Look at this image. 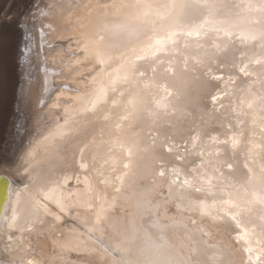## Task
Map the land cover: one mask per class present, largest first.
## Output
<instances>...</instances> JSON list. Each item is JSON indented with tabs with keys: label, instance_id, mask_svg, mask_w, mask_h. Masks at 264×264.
Returning a JSON list of instances; mask_svg holds the SVG:
<instances>
[{
	"label": "bare ground",
	"instance_id": "6f19581e",
	"mask_svg": "<svg viewBox=\"0 0 264 264\" xmlns=\"http://www.w3.org/2000/svg\"><path fill=\"white\" fill-rule=\"evenodd\" d=\"M74 2L78 0H0V161L9 162L0 169V175L8 178L11 192L15 193L18 189L24 191L26 167L32 169L31 178L39 184L75 171L81 149L90 162V150L114 131L99 117L102 111L111 110L115 120L123 108L121 92L123 99L130 92H138L149 108L156 100L167 105L155 123L143 112L134 122L136 131L151 129L159 133L158 142L143 153L139 161L141 178L119 196L106 221L97 225L92 209H74L55 228L26 236L31 249L25 244L11 250L5 238V243H0V264H27L33 257L40 264H122V254L113 251L117 246L128 249L126 259L131 264H143L142 250L152 254L159 264H249L248 253L240 247L241 242L235 241V225L201 214L199 202L211 203L212 197L176 187L170 194L168 176L160 177L157 172L161 167L166 173L176 168L183 178L191 176L193 169L200 171L202 161L230 162V138L236 133L241 134L238 159L243 158L240 153L246 152L250 144H261L264 46L260 38L243 41L234 35L226 46L221 43L217 49L216 34L199 38L184 34L200 22V15L191 13L175 43L165 42L156 57L138 61L128 82L109 87L108 104L86 112L81 107L94 82L102 71H112L120 65L117 62L107 68L90 55L85 57L76 43L82 9L73 8L47 18L41 14L49 11V4ZM219 36L229 40L223 33ZM146 42L142 37L134 44ZM128 51L117 50L114 59L118 61ZM169 68L172 70L167 71ZM141 72L143 77L139 76ZM134 80L147 81L149 87L134 86ZM165 86L170 95L163 91ZM213 96L220 99L214 103ZM113 99L121 101L115 108ZM65 120V137L48 152L38 149L31 155ZM165 143H174L177 150L168 153ZM53 153L62 159L52 160ZM177 153L182 158H177ZM261 155L257 149L258 162ZM223 170L227 173L226 168ZM8 194L9 191L0 212ZM144 200L150 205L141 207ZM76 212L84 223L72 218ZM90 228L93 231L89 232ZM152 244L160 245L159 249L151 248ZM105 248L108 253L103 251Z\"/></svg>",
	"mask_w": 264,
	"mask_h": 264
},
{
	"label": "snow or ice",
	"instance_id": "6c2138e0",
	"mask_svg": "<svg viewBox=\"0 0 264 264\" xmlns=\"http://www.w3.org/2000/svg\"><path fill=\"white\" fill-rule=\"evenodd\" d=\"M47 8L48 12H41L46 18L63 15L66 10L73 8L82 9V22L78 25L76 43L85 57L90 55L98 65H105L107 68H112V64L117 62L120 65L112 71H102L99 79L94 82L91 94L81 107V111L86 112H95L98 105L108 104L109 87L121 81L128 82L138 61L149 56L156 57L165 42L175 43L176 37L184 30L185 18L191 13L199 14L200 22L184 33L188 36L199 38L216 34L217 49L221 43L226 46L234 35L243 41L259 37L264 46V0H95L91 3L78 0L63 6L49 4ZM48 27L51 28V25ZM220 33L229 40L221 38ZM142 37L147 42L135 45L134 42ZM123 48L129 49L128 54L117 61L114 53ZM246 67L247 65L241 68V71H245ZM144 75L143 72L139 73L141 77ZM132 84L149 87L147 81L134 80ZM163 91L170 95L166 86ZM121 98L123 108L115 120L112 119L111 110L102 111L99 117L114 131L90 150V162L81 149L75 171L39 184L31 178L32 169H24L23 177L27 181L22 184L24 191L18 189L12 193L9 188L7 202L0 212V243H5L6 238L5 245L11 250L25 244L31 249L26 236L38 234L44 228H55L74 209L81 207L93 210L95 224L99 225L107 220L108 213L116 207L119 196L128 192L132 184L141 178L139 161L143 153L158 142L159 133H154L151 129L144 133L136 131L134 122L143 112L146 119L155 123L160 117L161 109H167V105L159 100L153 102V107H147L146 101L138 92H130L126 99H123L124 93L121 92ZM218 99V96L212 97L214 103ZM120 102L113 99L112 107L115 108ZM67 124L68 120H65L58 125L31 155H35L38 149L48 152L58 139L65 137ZM260 127L264 129V116L260 117ZM230 139L233 149L230 162L202 161L200 171L193 169L191 176L183 178L176 168L166 173L161 167L157 175L168 176L170 194L173 187H176L211 196V203L206 200L199 202L201 214L209 215L213 220L234 224L235 230H238L235 241L241 242L240 247L248 253L249 264H264V135L260 145L252 143L246 152L240 153L242 159L237 158L241 134H233ZM146 140L150 143H145ZM163 147L168 153L177 150L174 143H165ZM257 149L262 153L259 162ZM203 154L202 151L201 155ZM208 155L211 156L212 153ZM216 155H219V150ZM177 158L182 157L177 153ZM51 159L60 161L62 158L58 153H53ZM221 164L227 169V173ZM52 167L55 169L56 164ZM73 181L75 187L72 185ZM149 205L150 201L144 200L141 207ZM72 218L84 223L79 212ZM91 231L92 228L89 229ZM150 247L158 250L160 245L152 244ZM103 251L108 253L109 249L105 248ZM113 251L122 254V264H131L126 259L127 248L117 246ZM141 255L144 256L143 264H159L152 254L142 250ZM27 264H40V261L33 257Z\"/></svg>",
	"mask_w": 264,
	"mask_h": 264
},
{
	"label": "water",
	"instance_id": "95a60500",
	"mask_svg": "<svg viewBox=\"0 0 264 264\" xmlns=\"http://www.w3.org/2000/svg\"><path fill=\"white\" fill-rule=\"evenodd\" d=\"M72 185H74V182H72ZM0 205L2 200L5 199V195H7V192L9 191L10 188V181L6 176L0 175Z\"/></svg>",
	"mask_w": 264,
	"mask_h": 264
},
{
	"label": "rangeland",
	"instance_id": "374dc122",
	"mask_svg": "<svg viewBox=\"0 0 264 264\" xmlns=\"http://www.w3.org/2000/svg\"><path fill=\"white\" fill-rule=\"evenodd\" d=\"M23 49H24V48H23ZM23 51H24V50H23ZM17 126H18V125H17ZM16 141L18 142V140H15V142H16ZM13 145H14V142H12L10 146L13 147ZM8 163H9L8 161H3V162H1V163H0V169L3 167V165H8ZM3 170H5V169H3ZM5 171L7 172V170H5Z\"/></svg>",
	"mask_w": 264,
	"mask_h": 264
}]
</instances>
